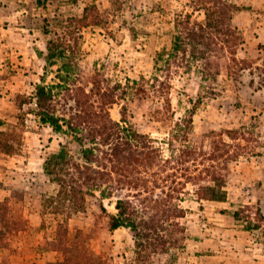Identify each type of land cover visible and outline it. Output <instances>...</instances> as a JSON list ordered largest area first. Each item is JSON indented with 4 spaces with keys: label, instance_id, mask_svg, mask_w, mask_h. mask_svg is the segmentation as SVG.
<instances>
[{
    "label": "rangeland",
    "instance_id": "rangeland-1",
    "mask_svg": "<svg viewBox=\"0 0 264 264\" xmlns=\"http://www.w3.org/2000/svg\"><path fill=\"white\" fill-rule=\"evenodd\" d=\"M222 1L237 10L211 29L202 0H0V264H69L77 235L83 262L131 264L132 233L109 227L119 199L146 217L180 208L174 264H264V0ZM38 86L67 118L108 103L84 92L122 86L110 117L153 159L99 180L106 195L74 214L44 165L63 149L84 164L91 145L41 121ZM222 182L225 202L200 199Z\"/></svg>",
    "mask_w": 264,
    "mask_h": 264
},
{
    "label": "trees",
    "instance_id": "trees-1",
    "mask_svg": "<svg viewBox=\"0 0 264 264\" xmlns=\"http://www.w3.org/2000/svg\"><path fill=\"white\" fill-rule=\"evenodd\" d=\"M202 3L207 11V26L211 29H216L218 24L220 25L225 19V17L219 16L220 10L226 12L237 10L235 6L222 0H202ZM208 27H201L203 32L202 36H200L201 40L205 39V32ZM230 37L232 41L238 39L237 33L232 29L230 30ZM195 38V35H190L189 40H193L191 45L195 44ZM53 45L52 42L49 44L50 57L55 55ZM140 81L141 85L148 82L145 78ZM121 89L122 86H119L112 90H105L102 93L101 90L96 92L91 90V95L84 92L87 98L94 95L103 96V98L109 99L108 103H104L105 106L103 105V107L91 104L89 101L82 104L79 103L76 112L67 118L66 116L57 115L60 103L56 100L57 96L53 90L46 86H38L37 88L36 101L41 121L44 124L51 125L55 131H60L63 127H67L81 145H84L85 142H89L91 145L90 147H85L82 151L84 164L75 162L69 152L63 149L59 153L49 156L44 165L47 176L52 178L53 182L60 188L58 193L60 198L70 203L69 209L74 214L85 210L87 196L95 197V192L101 191L102 186L99 180H111L113 173L118 174L120 171H128V167L133 165L135 161L141 163V165H146L154 157V152L148 144V137L138 134L133 129L129 130L130 132L126 135V128L121 123L113 121L110 117V107L108 106L116 103L117 91ZM153 91L154 95L159 93V97L164 99V107L165 105L169 106L167 92L163 83H160L158 89L154 86ZM126 114L127 108H123V123H126ZM108 164L112 165L109 171ZM122 165L126 168L121 167ZM101 169L104 170L101 171ZM215 181L217 182V180ZM223 188V182L215 186L201 188L199 191L200 199L225 202L227 194ZM101 193L103 196L106 195L105 190L101 191ZM116 209L118 214L110 217L109 227L111 231L126 228L132 233L135 240V258L131 264L175 263L174 257L170 253L173 248L179 246L181 239L176 238V233L169 231L167 226L172 219L178 218L177 215L181 212L180 208L174 206L164 211L166 214L146 217L139 213L136 205L131 200L119 199L116 203ZM173 226L178 227L179 224H174ZM78 237L79 235L71 242V250L63 247V250H67V253L71 254L68 257L70 262L68 263L97 264L92 256L86 258L87 263L82 261L83 255L80 254L81 246H79ZM166 257L171 259L166 260Z\"/></svg>",
    "mask_w": 264,
    "mask_h": 264
}]
</instances>
